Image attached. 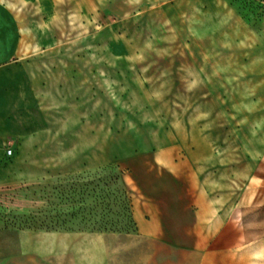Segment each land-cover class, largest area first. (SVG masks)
<instances>
[{
	"label": "rangeland",
	"instance_id": "374dc122",
	"mask_svg": "<svg viewBox=\"0 0 264 264\" xmlns=\"http://www.w3.org/2000/svg\"><path fill=\"white\" fill-rule=\"evenodd\" d=\"M0 87V262L183 264L134 217L163 187L167 239L205 191L264 264V0H0Z\"/></svg>",
	"mask_w": 264,
	"mask_h": 264
},
{
	"label": "crops",
	"instance_id": "0c3cea01",
	"mask_svg": "<svg viewBox=\"0 0 264 264\" xmlns=\"http://www.w3.org/2000/svg\"><path fill=\"white\" fill-rule=\"evenodd\" d=\"M8 99L9 93L4 91V87H0V195L11 190L4 186V178L10 173V164L18 162L15 156L8 155L6 148L4 149L10 134L9 126L3 124L4 120L7 122L9 120V114L4 112V108L9 106ZM16 128L17 132H27L24 126ZM14 173L17 174L18 170L15 169ZM166 191V188L161 187L152 196L147 193L145 200H141L145 210L137 198L133 212L140 232L153 236L164 244H176L181 253L185 254L183 264H252L255 255L251 253L247 239L246 218L243 214L232 217L205 191L199 192L196 198L197 221L194 225L195 234L192 236V242L178 238L167 239L163 211L171 199L165 197ZM172 203L177 208L180 203L182 206L185 205L184 200L179 197L173 198ZM6 258L10 260V254H7ZM12 258L15 259L17 256ZM259 258H264V253ZM0 264H10V262H0Z\"/></svg>",
	"mask_w": 264,
	"mask_h": 264
},
{
	"label": "built area",
	"instance_id": "2783aa9c",
	"mask_svg": "<svg viewBox=\"0 0 264 264\" xmlns=\"http://www.w3.org/2000/svg\"><path fill=\"white\" fill-rule=\"evenodd\" d=\"M6 153H7L8 155H11V154L13 153V148H12V146H8V147L6 148Z\"/></svg>",
	"mask_w": 264,
	"mask_h": 264
}]
</instances>
